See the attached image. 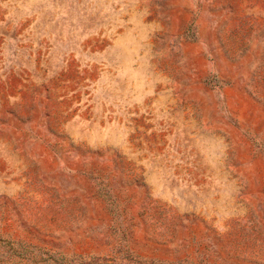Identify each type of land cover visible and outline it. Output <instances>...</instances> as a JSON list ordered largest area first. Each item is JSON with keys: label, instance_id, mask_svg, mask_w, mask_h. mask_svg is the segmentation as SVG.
Returning <instances> with one entry per match:
<instances>
[{"label": "rangeland", "instance_id": "374dc122", "mask_svg": "<svg viewBox=\"0 0 264 264\" xmlns=\"http://www.w3.org/2000/svg\"><path fill=\"white\" fill-rule=\"evenodd\" d=\"M0 264H264V0H0Z\"/></svg>", "mask_w": 264, "mask_h": 264}]
</instances>
